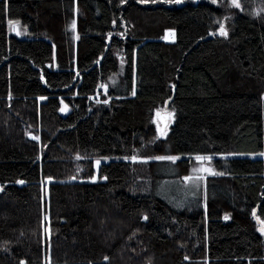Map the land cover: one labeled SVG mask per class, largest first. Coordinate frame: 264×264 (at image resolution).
Here are the masks:
<instances>
[{"label": "trees", "instance_id": "trees-1", "mask_svg": "<svg viewBox=\"0 0 264 264\" xmlns=\"http://www.w3.org/2000/svg\"><path fill=\"white\" fill-rule=\"evenodd\" d=\"M238 2L0 0V264H264V0Z\"/></svg>", "mask_w": 264, "mask_h": 264}, {"label": "rangeland", "instance_id": "rangeland-1", "mask_svg": "<svg viewBox=\"0 0 264 264\" xmlns=\"http://www.w3.org/2000/svg\"><path fill=\"white\" fill-rule=\"evenodd\" d=\"M11 31L12 33L16 34L17 36L26 35V31L21 29L20 26L16 23L11 24ZM174 38L173 33H167L166 40H172ZM66 104H64L61 112L63 114H66L69 111L68 106L65 107ZM172 114L168 118L167 125L165 127L164 132H167L170 128V125L172 124ZM157 126L161 129L162 123L158 119L157 120ZM233 156V154H222V155H214V156H197V157H204L205 159L198 160L195 157V163L191 168V172L187 177H193V179L188 180L185 179L184 183H178L177 181L169 180L166 183H164L163 192L167 194L169 197H171L175 201H183L186 200L190 195L197 193L201 188H204L206 184V178L213 173H215V167H214V159H225L228 157ZM163 157V156H161ZM158 158V157H157ZM210 158V159H209ZM156 160H168L167 157L165 159H156ZM99 165L101 164V161H99ZM96 164V167L98 166ZM198 177V179H197Z\"/></svg>", "mask_w": 264, "mask_h": 264}, {"label": "snow or ice", "instance_id": "snow-or-ice-1", "mask_svg": "<svg viewBox=\"0 0 264 264\" xmlns=\"http://www.w3.org/2000/svg\"><path fill=\"white\" fill-rule=\"evenodd\" d=\"M145 2H147V0H145ZM231 2H232V5H234L236 8H240V4H239L238 0H231ZM220 33L222 35H225V36L227 35V32L224 30L223 26H221ZM65 107H67V105H65ZM157 115H159V113H157ZM32 138L37 139V140L39 139L36 136H33ZM79 158L80 157H77V159H79ZM133 159H135V158H133ZM157 159H165V157H158ZM167 159H171V160L175 161L176 159H178V157H167ZM196 159L202 160L205 158L204 157H196ZM99 163H100L99 161H96L97 165H99ZM213 174H216V173H213ZM185 179L191 180V179H193V177H186ZM197 179H198V177H197ZM21 183H23V182L21 181ZM45 219H47V217H45ZM145 219H147V217H145ZM262 223H264V222H262ZM46 231H47V229H46ZM261 231L264 232V228H262Z\"/></svg>", "mask_w": 264, "mask_h": 264}, {"label": "water", "instance_id": "water-1", "mask_svg": "<svg viewBox=\"0 0 264 264\" xmlns=\"http://www.w3.org/2000/svg\"><path fill=\"white\" fill-rule=\"evenodd\" d=\"M168 118H169V113H168V109H164V111H162L161 113H159L158 115V119L161 121L162 123V127L161 130L164 131L165 127L167 125L168 122Z\"/></svg>", "mask_w": 264, "mask_h": 264}]
</instances>
